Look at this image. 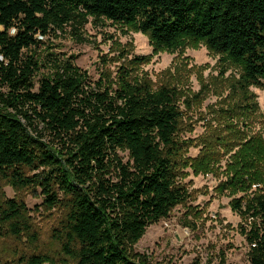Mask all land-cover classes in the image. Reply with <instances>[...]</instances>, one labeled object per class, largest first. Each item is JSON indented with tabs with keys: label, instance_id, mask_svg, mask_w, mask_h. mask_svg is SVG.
Listing matches in <instances>:
<instances>
[{
	"label": "trees",
	"instance_id": "trees-1",
	"mask_svg": "<svg viewBox=\"0 0 264 264\" xmlns=\"http://www.w3.org/2000/svg\"><path fill=\"white\" fill-rule=\"evenodd\" d=\"M90 17L146 35L154 52L203 43L240 68L246 88L264 86V0H0V182L40 187L47 209L65 210L56 237L76 264H150L135 244L189 197L179 180L180 90L134 73L147 57L121 66L114 87L91 82L70 58L38 57L43 37L69 27L81 38ZM41 67L49 75L36 88ZM238 161L256 169L246 154ZM232 208L250 221L249 264H264V192ZM25 212L0 192V236L30 233ZM17 255L15 264L50 260Z\"/></svg>",
	"mask_w": 264,
	"mask_h": 264
},
{
	"label": "rangeland",
	"instance_id": "rangeland-1",
	"mask_svg": "<svg viewBox=\"0 0 264 264\" xmlns=\"http://www.w3.org/2000/svg\"><path fill=\"white\" fill-rule=\"evenodd\" d=\"M79 34L81 38L67 27L65 33L43 37L36 53L39 58L47 54L70 58L91 82L102 78L111 87L121 66L147 57L134 73L154 87L169 83L180 90L178 138L184 148L179 180L189 197L150 224L134 251L150 264H249L244 232L250 221L234 211L232 203L264 192V155L254 151L258 146L264 154V86H238L240 68L222 61L203 43L154 52L146 35L91 17ZM48 75V68L38 70L36 88ZM241 154L256 169L246 173L238 161ZM120 155L127 159L126 153ZM0 192L24 202L32 226L20 238L0 236V264H15L21 252L47 255L50 260L44 264H76L56 237L65 216L62 207L47 209L40 187L16 190L2 181Z\"/></svg>",
	"mask_w": 264,
	"mask_h": 264
}]
</instances>
